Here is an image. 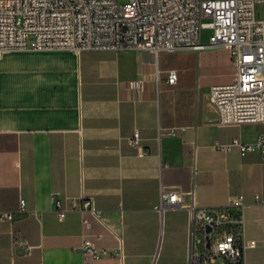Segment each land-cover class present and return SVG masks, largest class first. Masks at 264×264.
I'll use <instances>...</instances> for the list:
<instances>
[{
  "label": "crops",
  "instance_id": "0c3cea01",
  "mask_svg": "<svg viewBox=\"0 0 264 264\" xmlns=\"http://www.w3.org/2000/svg\"><path fill=\"white\" fill-rule=\"evenodd\" d=\"M162 54L0 58V212L18 213L22 200L30 212L0 221V264H84V240L109 254L93 264H189L190 211L162 209L163 189L186 194V204L194 193L199 208H225L244 195L245 239L256 243L246 264H264V206L254 202L264 199L263 158L215 148L264 135V124L221 125L209 102L212 86L234 81L230 51H181L171 65ZM170 70L179 75L173 87ZM135 132L143 156L129 144ZM86 198L104 224L72 207Z\"/></svg>",
  "mask_w": 264,
  "mask_h": 264
},
{
  "label": "built area",
  "instance_id": "2783aa9c",
  "mask_svg": "<svg viewBox=\"0 0 264 264\" xmlns=\"http://www.w3.org/2000/svg\"><path fill=\"white\" fill-rule=\"evenodd\" d=\"M264 0H0V58L14 52L70 51L120 52L135 50L174 54L181 51L201 52L224 46L229 49L235 68L234 81L211 88L209 102L219 113L223 126L264 124V21H257L255 6ZM208 33L205 41L203 36ZM176 70L167 73L166 83H178ZM129 87H140L130 82ZM172 129L169 135L175 136ZM131 147L141 156L138 132L129 139ZM220 151L237 148L242 157L261 154L264 161V135L255 142L235 139L217 144ZM191 204L186 194L163 189L161 208H184L190 211L191 235L189 264H246V252L255 242L245 239L244 195L232 197L225 208H199L194 193ZM63 221L66 211L57 197H52ZM264 206V199L254 197ZM89 210L104 224L102 211L94 200L85 199L79 207ZM30 212L21 201L18 213L0 212V221L13 222L17 216ZM210 228V232L207 228ZM25 244V243H23ZM80 251L84 264H93L106 251L96 249L84 240Z\"/></svg>",
  "mask_w": 264,
  "mask_h": 264
},
{
  "label": "rangeland",
  "instance_id": "374dc122",
  "mask_svg": "<svg viewBox=\"0 0 264 264\" xmlns=\"http://www.w3.org/2000/svg\"><path fill=\"white\" fill-rule=\"evenodd\" d=\"M255 16H256V20L257 21H261V22L264 21V3L256 4V6H255ZM207 38H208V33H205L204 36H203V39L206 41ZM216 48H221V49H225V50L229 51V49L224 47V46H219V47H216ZM207 50H210V49H207ZM177 58H178V56H176L175 54H167L166 53V54H162L161 55L160 62L161 63L166 62V63L171 65L172 63H174V61Z\"/></svg>",
  "mask_w": 264,
  "mask_h": 264
},
{
  "label": "water",
  "instance_id": "95a60500",
  "mask_svg": "<svg viewBox=\"0 0 264 264\" xmlns=\"http://www.w3.org/2000/svg\"><path fill=\"white\" fill-rule=\"evenodd\" d=\"M207 231L210 232V228L209 227L207 228Z\"/></svg>",
  "mask_w": 264,
  "mask_h": 264
}]
</instances>
